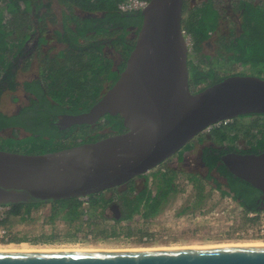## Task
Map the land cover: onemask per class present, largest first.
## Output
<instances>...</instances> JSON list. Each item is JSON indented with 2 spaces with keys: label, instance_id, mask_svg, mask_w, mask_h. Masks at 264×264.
<instances>
[{
  "label": "trees",
  "instance_id": "obj_1",
  "mask_svg": "<svg viewBox=\"0 0 264 264\" xmlns=\"http://www.w3.org/2000/svg\"><path fill=\"white\" fill-rule=\"evenodd\" d=\"M122 1L0 0V133H3L0 149L46 153L98 141L126 130L121 115L108 114L104 122L95 126H75L67 131L53 123L58 113L88 111L103 95L106 83H111L110 88L117 81L120 72L114 69V61L106 53L107 46L123 50L124 60L119 67L121 72L124 70L136 43V37L130 36L133 32L138 34L143 15L141 11L122 12L118 8ZM188 1L185 0L183 7L182 24L192 40L188 64L190 84L197 88L196 91L238 72L220 74L214 67L201 70L194 63V58L201 63L210 62L212 54L204 53L207 44L215 46L220 43L217 59L224 61L234 53V63L248 68L262 65L264 68V1L257 5L253 1L243 5L245 15L240 32L235 26L224 27L220 23L225 13L220 8V0L203 1L192 7ZM29 75H32V82L27 80ZM15 92L29 93V105L22 106L19 112L5 110L2 100ZM245 119L249 125L243 123ZM21 133H27V136L22 137ZM199 137L200 141L206 138L216 146H208L202 151L208 174L187 176L195 193L188 209H202L211 195L207 185L213 182L210 187L237 201L248 221L258 220L257 216L248 217V213L264 211L261 207L264 203L262 192L232 174L221 161V156L232 151L263 152L264 114L250 113L222 121ZM240 137L247 139L248 144L244 148L237 144ZM214 170L226 182L213 175ZM142 175L147 182L145 189L135 196L124 195L123 217L115 221L131 220L135 216L152 219L162 213L180 192L172 169H159L152 173L153 188L148 186L149 172ZM104 201L101 193L89 196L93 215L101 220L106 218L100 210ZM84 205V200L71 198L0 207V227L8 226L16 217L26 218L35 208L48 206L51 221L58 217L68 222L81 218L88 220L90 216L85 213ZM117 232L114 229L111 234L116 235Z\"/></svg>",
  "mask_w": 264,
  "mask_h": 264
},
{
  "label": "water",
  "instance_id": "obj_2",
  "mask_svg": "<svg viewBox=\"0 0 264 264\" xmlns=\"http://www.w3.org/2000/svg\"><path fill=\"white\" fill-rule=\"evenodd\" d=\"M183 7L184 0H150L117 81L88 111L55 122L59 129L95 126L108 114L121 115L126 130L46 153L0 149V207L83 198L117 187L173 157L209 125L264 114L259 76L234 74L191 90ZM221 161L264 200V151L227 152ZM0 264H264V245L0 251Z\"/></svg>",
  "mask_w": 264,
  "mask_h": 264
},
{
  "label": "rangeland",
  "instance_id": "obj_3",
  "mask_svg": "<svg viewBox=\"0 0 264 264\" xmlns=\"http://www.w3.org/2000/svg\"><path fill=\"white\" fill-rule=\"evenodd\" d=\"M190 1L201 2V0ZM55 5L58 4L55 3ZM222 33H226L224 28H222ZM218 40L217 38L216 42ZM220 49V43L215 46L207 44L204 53L212 54L210 62L201 63L194 58V63L201 70L214 67L220 74L238 71L235 73L264 78L262 65L242 67L234 63L236 60L234 53L224 61L222 58L217 59V50ZM17 95L20 96L19 100L25 103L26 94L19 92ZM17 107L18 103L13 102L11 96L4 99L5 110L16 111ZM247 120L245 119L243 123L249 125ZM253 131L256 132L257 129ZM2 134L0 133V136ZM21 136H27V133H21ZM195 140L196 138L192 142ZM237 144L244 148L248 144L247 139L240 137ZM157 169L159 167L149 172L151 176L149 182L152 188L155 186L152 173ZM175 173L180 192L173 200H170L162 213L152 219L135 216L131 220L121 222L113 220L112 217L101 220L93 215L90 204L87 202L88 199L84 198L85 213L87 212L90 216L88 220L81 218L68 222L58 217L55 221H51L49 220L50 206L35 208L26 218L16 217L8 226L0 227V232H5L0 235V245L15 244L19 248L26 246L30 251H37L72 248L88 250L160 249L264 243V235L260 233V227L264 224V211L257 216L258 220L248 221L243 208L237 201L230 196H223L219 190L210 187L213 186V182L207 185V190L211 195L202 209H188V206L192 205L195 194L193 186L185 173L180 171ZM184 209L186 211L181 213ZM248 217L251 218L250 215ZM114 229L118 231L116 235L111 234Z\"/></svg>",
  "mask_w": 264,
  "mask_h": 264
},
{
  "label": "flooded vegetation",
  "instance_id": "obj_4",
  "mask_svg": "<svg viewBox=\"0 0 264 264\" xmlns=\"http://www.w3.org/2000/svg\"><path fill=\"white\" fill-rule=\"evenodd\" d=\"M203 1L206 2L209 0H201V2H203ZM220 1H221L220 8L225 10V13H224L223 17L221 18L220 23L224 27L235 26V28L238 29V31L240 32L243 17L245 15V7L244 6L246 5V3L253 1L254 5H257V4L262 3L264 0H220ZM201 2H199V3H201ZM188 3H190L189 4L190 7L197 4V2L193 3L190 0L188 1ZM184 4H185V0H184ZM130 29H131V27H130ZM135 37H136V34L133 32L132 35L130 36V38H135ZM106 50H107L106 53H108L109 56L114 61V69H117L118 72L121 73L119 66L121 65V63L124 60L123 53H122L123 50L122 49L114 50V49L110 48L109 46H107ZM27 78H28L27 80H29V82L33 81L32 75L27 76ZM110 84H111L110 82L106 83L105 89L103 90L104 92L109 89L108 87ZM190 86H191L192 91L197 92L196 91L197 88H195L191 84H190ZM17 94H19V93L15 92V93L10 94V96L13 98V102L18 103V107L16 108V111L19 112V110L22 109V106L29 105L30 95H29V93L25 92V94H26L25 103H22L19 100L20 96H18ZM2 106L4 107V99L2 100ZM81 113H83V112H81ZM70 114H73V113H68V112L58 113L57 117L53 123L55 124V122L59 121L62 117L66 116V115H70ZM75 126L82 127L84 125H82V126L73 125L70 127L63 125V128H61V130L67 131V130L74 128ZM208 146L215 147L216 145H214L213 142H211L209 139H206V138H204V139H202V141H200V137H198V138H196L195 142H190L184 148H182L180 151H178L173 157L169 158L166 161H163L157 167H159V169H162L163 171L166 169H172V170H174V172L180 171L182 173H185L186 176H194V175H198V174H202L205 176L206 174H208L209 170L205 166V163L203 161V152L202 151L204 148H206ZM159 169H157V170H159ZM212 174L217 176L219 179L223 180L224 182H226V179L224 177H221L216 170L212 171ZM146 183L147 182L145 180V177L143 175H140V176L134 178L133 181H128V182H126L122 185H119L117 187H113V188L107 189L105 191L99 192V193L103 194V197L105 200L100 207V210L103 212V215L106 218L112 217L113 220L121 219L123 217V213H124L123 212L124 211L123 201H124V197H125L124 195L132 194L135 196L137 194L142 193V191L145 189ZM148 186L150 187V182L148 183ZM95 194H97V193H95ZM89 196L83 197L80 199L84 200V198H87L88 199L87 202L89 203ZM261 207L262 208L264 207L263 203H262Z\"/></svg>",
  "mask_w": 264,
  "mask_h": 264
},
{
  "label": "built area",
  "instance_id": "obj_5",
  "mask_svg": "<svg viewBox=\"0 0 264 264\" xmlns=\"http://www.w3.org/2000/svg\"><path fill=\"white\" fill-rule=\"evenodd\" d=\"M149 4L148 0H124L122 2H120L118 4V8L119 10H121L122 12H127V13H131V12H137V11H142L144 10ZM184 35L186 37V41L188 44V47H192V40L189 34L186 33V31H184ZM189 48V50H190ZM228 121V120H227ZM222 122V121H221ZM221 122H218L216 124L213 125H209L204 131L203 133H208L210 132L215 126H218L219 124H221ZM261 213V212H260ZM260 213H255V212H251L248 213V215H250L251 217H253L254 215L258 216ZM264 213V212H263ZM255 216V217H256ZM261 228V234L264 235V224L260 227ZM1 233H5V232H0V235H2Z\"/></svg>",
  "mask_w": 264,
  "mask_h": 264
},
{
  "label": "bare ground",
  "instance_id": "obj_6",
  "mask_svg": "<svg viewBox=\"0 0 264 264\" xmlns=\"http://www.w3.org/2000/svg\"><path fill=\"white\" fill-rule=\"evenodd\" d=\"M236 245V244H235ZM242 245H264V243H245V244H241ZM221 246V245H220ZM222 246H227V245H222ZM18 247L17 245L15 244H9V245H5V246H1L0 245V251H30L29 249L26 248V246L22 247V248H16ZM208 247H217V246H208ZM178 248V247H177ZM195 248V247H193ZM198 248V247H197ZM151 249H155V248H151ZM156 249H159V248H156ZM160 249H163V248H160ZM67 250H88V249H81V248H72V249H44V250H37V251H67ZM127 250H149V249H127ZM33 251V250H31Z\"/></svg>",
  "mask_w": 264,
  "mask_h": 264
}]
</instances>
